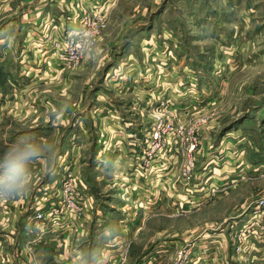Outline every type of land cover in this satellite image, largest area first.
I'll list each match as a JSON object with an SVG mask.
<instances>
[{"label":"rangeland","instance_id":"obj_1","mask_svg":"<svg viewBox=\"0 0 264 264\" xmlns=\"http://www.w3.org/2000/svg\"><path fill=\"white\" fill-rule=\"evenodd\" d=\"M231 4L250 6L242 12L243 8L231 10ZM36 5L52 9L50 14L39 12L36 27L43 31L37 38L21 29L24 20L20 22L23 11ZM255 5L258 13L249 10ZM13 19L15 25L0 33V38H11L7 52L15 51L6 67L20 70L17 83L31 86L19 94L21 113L8 108L16 98L7 92L0 133L3 137L44 130L51 123L42 140L56 145L58 157L62 148L83 143L78 144L75 134L84 118L88 141L80 150L87 155L80 171L76 167L72 172L87 183L77 200L89 202L92 222L97 202L102 209L114 203L107 234L98 239L90 231L84 236L85 244L99 243L104 252L85 256L87 264H111L116 255L115 264H144L152 249L165 250L154 259L170 264L179 248L196 243L206 232L226 235L234 220L264 195V0H231L229 5L223 0H0V29ZM216 20L227 23L222 27ZM221 30L233 34V44L220 39ZM76 40L82 47L72 63L63 53L74 54L71 41ZM34 52L44 55L41 63L27 60ZM220 63L226 64L227 76L211 77ZM31 65L29 78L25 73ZM212 85L225 86L217 93ZM100 100L129 104V109L114 112L129 113V143L118 133L112 142L96 139L92 122L100 112L93 104ZM46 102L50 106L45 110ZM62 105L67 111L58 112ZM70 130L74 136L69 142L63 136ZM128 145L129 197L133 182L136 192L143 188L138 196L144 202L129 203V220L116 204L115 196L122 194L108 189L107 180L114 175L105 167L112 166V160L121 164L119 150ZM4 148L0 146V154ZM112 148L119 151L116 156L102 157ZM73 156L67 154L64 169L76 166ZM95 165L104 168L102 173L94 171ZM68 170L51 175L58 196ZM33 173V181L40 184L44 170ZM101 175L105 180L99 184L96 176ZM195 194L202 202H193ZM13 199L2 202L9 205ZM69 211L72 216L75 210ZM10 222L8 211L0 216V229ZM39 256L48 262L46 252Z\"/></svg>","mask_w":264,"mask_h":264},{"label":"crops","instance_id":"obj_2","mask_svg":"<svg viewBox=\"0 0 264 264\" xmlns=\"http://www.w3.org/2000/svg\"><path fill=\"white\" fill-rule=\"evenodd\" d=\"M223 1L224 3H227L228 5L231 2V0H223ZM52 4H55V3H52ZM55 5L58 6V4H55ZM231 6H232L231 10L232 9L235 10L236 8L238 9L243 8L242 12H246L245 9L250 5L236 6L234 4H231ZM42 7L43 6L36 5L33 10L23 11L24 17L20 20V22L22 20L24 21H23V25H21V29L23 28L26 29L29 32L30 37H32L33 33L36 38L37 36L41 37L40 32H42L43 30H41L40 28L38 29L36 27V24L41 19L39 15L40 13L43 14L45 12H48V14L51 13L52 9L48 8L49 6L47 7V10H45L46 8H42ZM251 9L252 11H254V13H258L257 5L249 8V10ZM225 12L227 13L229 12L228 8L223 13ZM216 21H217V24L222 27L223 25H225V23H227V21H221V20H216ZM56 23H58V21H56ZM231 23H234V22H231ZM13 25H15L14 19L4 22L1 26L0 33L12 28ZM69 26H71V23L67 27ZM212 27H215V26L212 24ZM35 28L37 31L34 30ZM235 34L236 33H234V35ZM218 36L220 37V39H222V41H225V42L230 41L233 44L234 39L232 40V38L234 36L232 33H230V31L222 32L221 30V33H218ZM5 40H7L8 43L3 42ZM24 40H26V43L29 41L27 40V38ZM10 41H11V38L8 35H5L4 38H0V42H2L0 44V46H2L0 48V123H1L2 115L7 113L3 107L6 104L5 102L8 101L7 100L8 94L13 95L15 96L14 98H16V101L12 100L8 108H12L15 114L17 112L21 113V110L23 108L21 106V103L18 101V97H19V94L21 95L23 87L25 88L29 85L27 83H24V84L17 83L18 79L22 76V73L20 70H17V71L16 69L11 70L10 68L6 67L7 60L10 57H14L15 55V51H13L12 53L7 52V49H9L7 45H9ZM219 49L217 48V51ZM222 52H224V50H222ZM18 54L16 57H18ZM20 56L21 55L19 54V57ZM26 57L28 61H29V58L32 61L35 59H38L39 63H41L42 60L44 59V55L39 52H36V53L34 52L33 56H31L30 54L29 56H26ZM225 57L226 55H224L223 58ZM228 57H229V54H228ZM212 60L216 61L217 59L215 58ZM220 60L224 61V59H220ZM226 61H228V59ZM29 63H32V62H29ZM219 65H220L219 69L214 70V73H211V77H219L221 75L227 76V74L224 71L226 64L221 65L220 63ZM33 68L34 67L31 65V67L25 73L26 77L30 78L33 76V71H34ZM224 86L225 85H219V86L212 85L211 87H213V89L211 87L210 88L212 91L216 90L217 93H220L221 91L224 90ZM104 96H105V92H104ZM99 99H103V98H99ZM10 101L11 100H9V102ZM97 103H98L97 105L93 104V106L95 108L94 110L96 109L99 110L100 115L94 118L92 122L95 136L96 137L98 136V138L96 139H99L101 142L103 140L102 138H106L108 140H111L112 142L114 141L113 138H114V135H116L115 133H118L119 135H122V139L125 142L128 141L129 143V113L128 112L125 113V116H121L119 113H114L118 110L119 107L125 108V110L129 109L126 107V106H129V104L126 105L125 103H123L118 106L112 103L107 104V102L103 100H100ZM48 104L49 103L47 102L43 103V105L45 106V110L49 108L50 105ZM109 107H111L110 112L107 115L103 116L104 113L102 112H106L109 109ZM18 109L20 110L18 111ZM45 120L48 121L47 118ZM82 121L83 122L81 125L79 123L80 129H77V134H75L76 140H78V144H79V141H83L82 144L77 145V146L75 144L73 145L70 144L69 149L65 147L62 148L61 151L64 154L61 153L57 157L54 165H49L45 161H41L37 163L36 165H34V168H33L34 172L35 171L40 172L41 170H44V176L41 180V183L38 184L37 181H35L36 180L35 179L32 182L30 191L22 196L15 197L12 202H9L10 206L6 205L5 203L2 202V200H0V216L5 215L6 213H8V211H10L11 221H12L8 224L6 223L5 226L2 229H0V264H87V261L85 260V256L87 258L94 256L95 250H97V252H100V255L104 253L102 250L101 244L97 243L95 245V242H91V244L87 245L85 244V240L83 239L86 233H89L90 231H91L90 233L95 234L98 237V239L102 237L103 235H105V233L107 234V230L111 228V224L109 222L110 219L108 218V215L112 214V211H113L112 208L114 207L113 205L114 203L112 202L107 203L108 207L106 208L104 207L105 209L104 208L102 209V207L99 208V204L97 202L98 209H97V212L93 215V219H94L93 222L91 221L93 213L92 211H90L89 213L85 215V217L82 218L81 221H79L78 225L73 224L72 221L68 222V229L66 232H58V229H51L48 232H46L41 239H38V233H40V229L38 227L35 228L32 225V223L27 221L28 215H30L39 205H43V204H46L52 201L56 202L58 200V195L56 193L57 186L54 184L55 180L52 179L51 175H53V177L56 176L59 173L57 172L59 171V169H62L63 171L66 170L63 168V164L69 161V159L65 160L66 158H68L66 157L67 154H70L71 156H73L74 154H77V156H73L76 158L74 160H77L76 166L71 167L74 171H76L75 170L76 167H78L77 169L80 171L81 165L85 162L84 156H86L87 154H85L84 152H81L80 149L83 148V145L88 141V138H87L88 134L86 132L87 123L85 122L84 118ZM48 124L52 125L51 123L47 122L46 125H44L45 126L44 130H42L43 128L42 127V128L33 129L30 132L34 133L41 140L42 139L46 140L48 137V128L50 127L48 126ZM75 129L76 128H73L72 131L74 132ZM116 130H118V132ZM72 131L71 130L68 131V133L65 136H63L64 140H67L68 138V141L70 142L73 139L74 135ZM103 133L104 135H102ZM227 133H224V135L220 136L221 141L224 140ZM22 134L24 133L19 132L16 134L6 135L2 137L0 133V146L2 145L6 146L7 144L13 142L17 136L22 135ZM82 134L84 136H82ZM116 137L118 138V136ZM63 146L64 145L62 144V147ZM119 151H115L112 148L110 150H107L105 154L102 155V157L110 156L112 158L113 156H116L117 153H119V156L121 157V160H122L121 164L119 163L115 164V161L112 160L113 165H112V168L111 169L109 168V169L113 171L112 175L114 176L113 177L111 176L109 180H107V183H108L109 190H112V189L116 190L112 192L113 194L117 195V192L122 194L119 197L115 196L116 204H117V207L122 208L124 211L127 212L125 215L127 218L125 219L129 220V203H131L132 205L135 203H138V204L144 203L143 201L140 200L141 198H139L138 196L139 191L143 188L139 187L140 190L136 192L135 187L137 185H134V183L131 182L132 196L129 197V179H128L129 178V175H128L129 173L128 171L129 169V145L128 147L124 146L122 150L120 149ZM49 167H52V168L55 167L54 168L55 171L52 174H49V171H48ZM96 167L98 166L95 165V167H93L94 171L102 173V170L104 168L98 169ZM82 170H85V169H82ZM47 171L48 173H45ZM104 178L105 177L103 175L99 177L96 176V181L98 179L99 180L98 183L102 184L103 183L102 180ZM85 179L86 177L84 178V180ZM85 183H87L86 180L85 182L83 181L84 185ZM242 183L243 182H239L238 185L241 186ZM192 197H193V202H196V201L202 202L200 200V197L197 196V194H195ZM158 198L160 200V198L162 197H158ZM133 217H134L133 219L137 218V216L135 217V215H133ZM120 220H122V218ZM91 222L93 224H91ZM75 226H78L77 227L78 230L72 231V229ZM205 234H204V237L199 239V241H196V243L194 242L192 243V247L190 249L191 254L200 255L202 257L201 260L203 261V263L205 262L206 263L207 262L216 263L217 262L220 264H245L244 263L245 261L235 259L234 256L231 255V247H230V242H229V238L227 237V234L226 235L222 234L221 231L220 233L217 232V233L211 234V233L206 232ZM202 240L203 242L200 243ZM86 247H88V249ZM94 247L97 249H94ZM204 247L205 249H203ZM125 249L126 251L128 250L127 246H125V248L121 251V254H123V256H124ZM262 250H264V248L260 247L259 248L260 253ZM43 252L47 253L46 257L48 258V262H46L45 260H43L42 257L39 256V255H43ZM152 252H154V254H152ZM165 253H166L165 250H163V253L160 250H159V253H156V249H152L150 253L146 254V259L149 258L148 261H145L146 259H144L143 263L144 264H147V263L160 264L163 260H161L160 258H158V260L154 258L156 256H159V254H165ZM260 253L257 254L254 261L251 262L252 264H264V253H261V254ZM161 258H164V257H161ZM116 259L117 260L112 262L111 264L118 263L119 258L117 255H116ZM104 260L105 258H103V261ZM93 263H90V264H93ZM99 263L100 262L97 261L94 264H99Z\"/></svg>","mask_w":264,"mask_h":264},{"label":"built area","instance_id":"obj_3","mask_svg":"<svg viewBox=\"0 0 264 264\" xmlns=\"http://www.w3.org/2000/svg\"><path fill=\"white\" fill-rule=\"evenodd\" d=\"M72 42H75V44H71ZM71 43L74 54L70 55L64 52L63 56L64 59L72 60V63H75L79 58L78 49L82 47V43L78 40L71 41ZM157 135L158 133L155 132V137ZM72 170H68V180L65 181V178H63L65 182L63 181L61 195L58 196V200L39 205L27 217L28 222L32 223L35 228L38 227L40 229L38 239H41L51 229H58V232H66L68 222L72 221L73 224L78 225L79 221L90 212L89 202L77 200L83 192L81 187L84 184L79 173H73ZM70 209L75 210L72 216H69L71 213ZM77 227L75 226L73 229L78 230ZM230 227L227 237L230 242L231 255L238 260L253 262L257 254L260 253L259 248H264V195L256 198L248 206L243 217L239 218L238 216V219H235ZM191 247L192 244L188 245V247L179 248L170 264H220L217 262L203 263L200 255L191 254ZM261 253H264V250ZM148 259L145 261H148Z\"/></svg>","mask_w":264,"mask_h":264},{"label":"clouds","instance_id":"obj_4","mask_svg":"<svg viewBox=\"0 0 264 264\" xmlns=\"http://www.w3.org/2000/svg\"><path fill=\"white\" fill-rule=\"evenodd\" d=\"M62 105L58 112L67 111ZM57 148L52 142L43 141L32 132H26L7 144L0 154V200L12 199L28 193L34 178V165L41 161L54 165ZM106 168H112L106 165ZM49 174L55 169L49 167Z\"/></svg>","mask_w":264,"mask_h":264}]
</instances>
